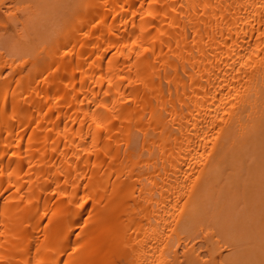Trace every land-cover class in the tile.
I'll list each match as a JSON object with an SVG mask.
<instances>
[{"label":"bare ground","instance_id":"bare-ground-1","mask_svg":"<svg viewBox=\"0 0 264 264\" xmlns=\"http://www.w3.org/2000/svg\"><path fill=\"white\" fill-rule=\"evenodd\" d=\"M60 1L0 0L53 29L0 52V264H264V0Z\"/></svg>","mask_w":264,"mask_h":264},{"label":"rangeland","instance_id":"rangeland-1","mask_svg":"<svg viewBox=\"0 0 264 264\" xmlns=\"http://www.w3.org/2000/svg\"><path fill=\"white\" fill-rule=\"evenodd\" d=\"M5 1H6V0H5ZM47 1H48V2H47ZM47 1H44V0L42 1L43 3H45L44 5H43V3L41 2L42 5L45 6V8H43V6L41 7V6L39 5V4H40V1H38L39 4L37 3L38 6H39L40 8H39V9L35 8L36 10H39V11H42L43 9H45V10H44L45 13L42 12L43 14H41V13H40V15L38 14V15L40 16L39 18H38V16L35 17V18L33 17V18H34L33 22L35 21L36 24H37L38 26H41L42 23H43V24L45 23V22H42V21L53 20V19L55 18V15H56V14H54V16H53V14H52V13H54L55 7H56V8H57V7H58V8L60 7V3H61L60 0H59L60 3H55L56 1L58 2V0H53V1H52V2H53V5H52V4H49V2H50L51 0H47ZM63 1H64V0H63ZM63 1H62V2H63ZM65 1H66V0H65ZM72 1H73V0H72ZM9 2H10V1L7 0V2H6V4H5V5H6L5 7H8V6H9L8 9H6L5 7H3V8H5L6 11H7V10H8V11L13 10V9H11V8L13 7V5H15V3H18V0H17V1L14 0L13 3L11 2V4H12V5H11V6H12L11 8H10V4L7 5ZM25 2H26V4H23V5H22V6H24V8H25V5L29 6L28 4H32V6H33V5H34V6L31 7V5H30V7L33 9L34 12L36 11V10H34V7H36V5H37V4L35 3V2H37V0H30V2H32V3H29V0H28V1H27V0H24V3H25ZM33 2H34V3H33ZM46 2L49 4V5H48V8L46 7V6H47V3H46ZM66 2H68V4H67ZM66 2H63V3H66L67 5H69V2H70V1H66ZM27 3H28V4H27ZM63 3H62V4H63ZM20 4H22V2H21ZM55 4H56V5H59V6H56ZM62 4H61V5H62ZM16 5H19V3L16 4ZM2 6H3V4H2ZM2 6H1V7H2ZM20 6H21V5H20ZM38 6H37V7H38ZM53 6H54V9H53ZM63 6H64V4H63ZM63 6H62V8H63ZM65 6H66V5H65ZM17 7H19V6H17ZM66 7H67V6H66ZM66 7H65V8H66ZM3 8H2V9L0 8L1 10H3V11H1V12H5V10H4ZM21 8H22V7H21ZM21 8H20V10H21ZM26 8H27V7H26ZM51 8H52V9H51ZM16 9H17V8H16ZM16 9H14V10H16ZM29 9H30V8H28L27 11H28ZM32 9H31V12H32ZM60 9H61V8H60ZM14 10H13V12H14ZM22 10H23V8H22ZM51 10L53 11L52 13H51ZM63 10H65V9H63ZM63 10H62V11H63ZM17 11H19V10H16L14 13L17 14V13H16ZM57 11H58V10H56V13H57ZM10 12H11V11H10ZM13 12H12V13H13ZM20 12H21V11H20ZM25 12H26V11H25ZM29 12H30V11H29ZM31 12H30V13L26 12V13L29 14L28 16H31V15H30ZM47 12L50 14V16H47V17H46V15H49ZM6 13H7V12H6ZM8 13H9V12H8ZM8 13H7V14H8ZM18 13H19V12H18ZM22 13H24V12H21V13H19V14H21V16H22ZM26 13H25V14H26ZM38 13H39V12H38ZM60 13H61V10H60ZM44 14H45V15H44ZM51 14H52V15H51ZM17 15H18V14H17ZM18 16H20V15H18ZM21 16H20V18H21ZM57 16H59L58 13H57ZM57 16H56V19L58 18ZM62 16H63V13L61 14V16H60L59 18H62ZM24 17H25V15H24ZM41 17H42V19H41ZM52 17H53V18H52ZM17 18H18V17H17ZM33 18H32V19H33ZM36 18H38V19H36ZM47 18H48V19H47ZM51 18H52V19H51ZM22 19H23V18H22ZM26 19L29 20V18L25 17V20H26ZM32 19H31L30 22H32ZM35 19H36V20H35ZM39 19H40V20H39ZM2 20H3V19H2ZM2 20L0 19V21H1L0 24H2V22H3V24H5L4 26H6V25L8 26V27H6L7 30H6V29H4V31H3V30H0V31H1V32H0L1 35L3 34V32H4V33H5V32L7 33V34H5L6 37L3 35V36L5 37V39H6V41L4 40L3 44H2L1 39H3L4 37L1 36V38H0L1 45H3L4 49L7 48L6 50H4V49H0V52L2 51V54H4V52H7V51L9 52V50L11 49V47H10V49H8V48H9L8 46H12L13 49L15 48V47L13 46V45H15V44L12 43V41L15 42V41L13 40V39H15V37L13 38V36H15V35L12 36V33L10 32V33H11V37H10V35L8 34V32H9V31H8V28L10 27V25H8L9 22L7 23V21H5V23H4V20H6V19H4L3 21H2ZM13 20H17V19L14 18ZM25 20H24V21H25ZM28 20H27V21H28ZM37 20H38V21H37ZM60 20H62V19H59V20L57 19L55 22L51 21V22H52V25H53V23L56 24L55 26H53V27H55V29L58 28L57 24H59V23H56V22H58V21L60 22ZM24 21H23V22H24ZM11 22H12V21H11ZM11 22H10V24H12L11 26L14 25V27H15L17 30H18L19 27L21 26V25H19V27L17 28V27H16L17 24H16V23L13 24V22H12V23H11ZM25 22H26V21H25ZM28 22H29V21H28ZM28 22H27V24H28V26H29V25H30V22H29V23H28ZM35 22H34V23H35ZM37 22H38V23H37ZM39 22H40V23H39ZM19 23H20V22H19ZM21 23H22V20H21ZM49 23H50V22H49ZM49 23H45L44 25H46V24L48 25ZM3 24H2V25H3ZM15 24H16V25H15ZM31 24H32V23H31ZM43 24H42V25H43ZM50 24H51V23H50ZM50 24H49V25H50ZM2 25H0V27H2ZM23 25H25V24H23ZM59 25H60V24H59ZM26 26H27V25H26ZM33 26H34V25H33ZM33 26H32V27H33ZM35 26H36V25H35ZM35 26H34V27H35ZM56 26H57V27H56ZM24 27H25V26H24ZM29 27H30V26H29ZM29 27L25 28V30H26L27 32H26L24 29H23V31H21V32H26V33H24V34H26V36H28V38H26V39L23 38L24 42L20 40V43H22V44L19 43V39H18V40L15 39V40H17L18 43H19L20 45H22V46H24V45L27 46V44L30 46V43H31L32 41H28V40H29V39L33 40V38L30 37V36H32V35L34 36V32L29 36L30 33H29L28 30H27ZM32 27H31V28H32ZM34 27H33V28H34ZM47 27H48V26H47ZM53 27H52V28H53ZM11 28H12V27H11ZM15 28H14V29H15ZM21 28H22V27H21ZM21 28H20L19 30H22ZM44 28L46 29V26H45ZM44 28H43V30H45ZM9 29H10V28H9ZM16 29H15V30H16ZM37 29H38V27H37ZM5 30H6V31H5ZM10 30H12L13 33L15 32V31L13 30V28L10 29ZM19 30H18V33L16 32V33H17V36H18L19 33H21ZM41 30H42V28H41L39 31H41ZM43 30H42V31H43ZM49 30H50V29H49ZM51 30H52V32H53V29H51ZM51 30H50V31H51ZM2 31H3V32H2ZM7 31H8V32H7ZM29 31H30V29H29ZM47 31H48V30H45L44 32H47ZM50 31H48L49 33L47 32L49 35H50V33H51ZM55 31H56V30H55ZM44 32L42 33L43 36H44ZM38 33H39V32H38ZM35 34H37V33H35ZM40 34H41V33H39V35H40ZM42 34H41V36H42ZM48 34H46L47 37L49 36ZM8 35H9V36H8ZM37 35H38V34H37ZM39 35H38V36H39ZM20 36H21V34H20ZM22 36L24 37L25 35L22 34ZM22 36H21V37H22ZM38 36H37V37H38ZM7 37H9V38H7ZM35 37H36V36H34V39H35ZM37 37H36V38H37ZM10 38H12V39H11L12 41L10 40ZM17 38H18V37H17ZM39 38H41V37H39ZM43 38H44V37H43ZM43 38H42V39H43ZM26 40H27L28 42H27ZM8 41H9V42H8ZM6 42H7L8 44H11V43H12L13 45H8ZM10 42H11V43H10ZM29 42H30V43H29ZM4 43H5V44H4ZM15 43H16V42H15ZM23 43H24V44H23ZM26 43H27V44H26ZM32 43H33V42H32ZM1 45H0V46H1ZM5 45H6V47H5ZM7 45H8V46H7ZM22 46H20V47H22ZM32 47H33V46H32ZM0 48H1V47H0ZM24 48H26V47H24ZM30 48H31V47H30ZM16 49H17V47H16ZM22 49H23V48H22ZM18 50H20V49L18 48ZM18 50H17V51H18ZM25 50H26V49H25ZM27 50H28V49H27ZM13 51H14V50H13ZM15 51H16V50H15ZM21 51H24V50H21ZM28 51H29V50H28ZM10 52H11V51H10ZM24 53H25V52H24ZM2 54L0 53V56H2ZM8 54H9V53H7V55H6V53H5V55H6L7 57H8ZM12 54H13V53H12ZM9 56H10V54H9ZM244 207H245V205H242L240 208H244ZM262 210H263L262 212H264V209H262Z\"/></svg>","mask_w":264,"mask_h":264},{"label":"snow or ice","instance_id":"snow-or-ice-1","mask_svg":"<svg viewBox=\"0 0 264 264\" xmlns=\"http://www.w3.org/2000/svg\"><path fill=\"white\" fill-rule=\"evenodd\" d=\"M149 15H151V13H149ZM41 264H43V262H41Z\"/></svg>","mask_w":264,"mask_h":264}]
</instances>
